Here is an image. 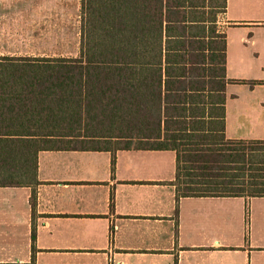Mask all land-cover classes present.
Wrapping results in <instances>:
<instances>
[{
	"label": "crops",
	"instance_id": "obj_1",
	"mask_svg": "<svg viewBox=\"0 0 264 264\" xmlns=\"http://www.w3.org/2000/svg\"><path fill=\"white\" fill-rule=\"evenodd\" d=\"M221 3L197 0L188 51L223 94L225 138L264 140V0ZM121 131L14 138L37 152L36 180L0 186V264H264V197L176 199L174 152Z\"/></svg>",
	"mask_w": 264,
	"mask_h": 264
},
{
	"label": "trees",
	"instance_id": "obj_2",
	"mask_svg": "<svg viewBox=\"0 0 264 264\" xmlns=\"http://www.w3.org/2000/svg\"><path fill=\"white\" fill-rule=\"evenodd\" d=\"M196 10L197 0H81L75 55H1L0 137L12 139H0V186L36 180L37 152L14 138L120 126L136 147L174 152L176 199L264 197V140L226 139L223 94L213 100V81L197 79V27L184 22Z\"/></svg>",
	"mask_w": 264,
	"mask_h": 264
},
{
	"label": "rangeland",
	"instance_id": "obj_3",
	"mask_svg": "<svg viewBox=\"0 0 264 264\" xmlns=\"http://www.w3.org/2000/svg\"><path fill=\"white\" fill-rule=\"evenodd\" d=\"M80 7L81 0H0V54L75 55ZM228 7L231 15V0Z\"/></svg>",
	"mask_w": 264,
	"mask_h": 264
}]
</instances>
